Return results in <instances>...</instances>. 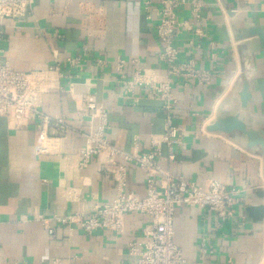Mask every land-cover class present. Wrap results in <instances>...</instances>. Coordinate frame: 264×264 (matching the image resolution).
<instances>
[{
  "label": "crops",
  "instance_id": "1",
  "mask_svg": "<svg viewBox=\"0 0 264 264\" xmlns=\"http://www.w3.org/2000/svg\"><path fill=\"white\" fill-rule=\"evenodd\" d=\"M158 1L34 0L25 20L2 22L0 49L13 70L42 71L54 61L60 64L65 91L43 95L40 107L47 116L65 118L72 130L64 138L43 142L47 152L39 154L37 148L43 144L38 122L19 127L0 116V264H131L134 260L129 245L142 243V230L149 223L146 217L127 214L122 235L109 231L86 235L59 226L52 218L86 213L116 195L115 184L105 172L112 167L107 154L94 157L85 169L78 168L84 144L78 131L90 129L89 121L76 115L82 96L91 95L103 108L109 124L107 140L125 153L143 152L163 134L161 102L143 98L137 91L134 101L125 99L115 71L118 59L135 60L140 68L163 78L158 60L161 44L154 34ZM146 3L151 14L144 10ZM204 3L198 24L188 7L178 12L179 20L201 28L203 37L197 39L184 29L177 44L179 60L192 57L198 69L211 72V82L198 87L174 79L173 122L180 141L174 146V159L159 164L165 172L201 188L216 181L239 193L233 218L222 228L197 208L179 207L174 215V243L189 263L205 259L206 264H264V219L255 221L245 213L249 206H264V149H248L238 133L207 131L218 116L235 115L264 134V49L257 47L256 36L247 35L251 29L264 34V0ZM189 39L199 49L191 50ZM245 61L250 70V100L241 108L238 92ZM132 72L129 63L127 78ZM160 151L166 156L164 144ZM115 162L126 166V190L143 196V172L122 158Z\"/></svg>",
  "mask_w": 264,
  "mask_h": 264
},
{
  "label": "built area",
  "instance_id": "2",
  "mask_svg": "<svg viewBox=\"0 0 264 264\" xmlns=\"http://www.w3.org/2000/svg\"><path fill=\"white\" fill-rule=\"evenodd\" d=\"M33 6L34 0H0V42L4 36L2 22H22L31 15ZM185 7L189 8L193 21L198 24L202 20L204 0H159L153 13L156 18L154 34L161 44L158 60L164 68L163 78L160 79L152 70L140 68L135 60L129 62L133 66L130 78L125 73L129 63L118 59L115 65L117 83L125 99L134 101L137 98L134 92L137 91L143 98L161 102L164 131L160 140L152 141L147 150H134L132 154L112 146L107 140L109 124L106 112L91 95L82 96L76 107V115L80 120H88L90 129L88 132L78 131L84 140L78 168L85 169L94 157L107 154L112 167L105 172L115 184L116 195L110 203L95 205L86 213L52 218L57 225L69 230L78 229L86 235L96 231L122 235L127 214L146 217L149 223L142 230V243L134 242L129 245V256L134 258L131 264H206L205 259L195 263L187 262L181 249L175 245V211L182 206L197 208L206 218L213 220L217 228H222L233 218V207L238 198L239 192L228 184L211 181L206 188H201L182 177L172 176L159 164V161L174 159V146L180 141L179 129L173 122L176 104L173 94L174 79L192 81L198 87H206L211 82V72L198 69L192 57L186 61L179 60L180 48L177 41L182 30L190 31L197 39H201L204 34L201 28H191L179 20L178 12ZM144 10L148 14L152 13L149 3L145 4ZM188 46L193 51L199 49L193 39L188 40ZM66 61L72 65L75 62L71 58ZM65 78L58 61L42 71H15L4 59V52L0 49V116L19 127L38 122L41 126L39 141L42 144L52 139L64 138L72 130L71 126L63 117L45 115L41 111L40 101L50 91H65ZM68 91L71 92V85H68ZM160 144L165 145L166 156L161 154ZM37 152L46 153V146L40 145ZM115 158H122L124 162L134 164L143 172V196L126 190V166L116 164ZM48 233L52 234V230L48 229ZM204 255L203 251V257Z\"/></svg>",
  "mask_w": 264,
  "mask_h": 264
},
{
  "label": "water",
  "instance_id": "3",
  "mask_svg": "<svg viewBox=\"0 0 264 264\" xmlns=\"http://www.w3.org/2000/svg\"><path fill=\"white\" fill-rule=\"evenodd\" d=\"M249 36H256L258 39L257 47L264 49V34L259 29H251L247 33ZM251 48V49H250ZM250 51L254 52L253 48L250 47ZM249 67L247 61L243 64V72L241 76V88L238 92L241 108H245L250 100L248 93V78H249ZM208 132H220L222 134L238 133L246 140V147L248 149L260 148L264 149V134L260 131L250 129L242 122L238 116H218L215 121L207 127ZM260 199L263 198V193L259 195ZM246 216L255 221H261L264 219V206H249L245 210Z\"/></svg>",
  "mask_w": 264,
  "mask_h": 264
}]
</instances>
